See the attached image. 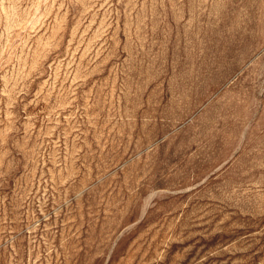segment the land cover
I'll use <instances>...</instances> for the list:
<instances>
[{"label":"rangeland","instance_id":"rangeland-1","mask_svg":"<svg viewBox=\"0 0 264 264\" xmlns=\"http://www.w3.org/2000/svg\"><path fill=\"white\" fill-rule=\"evenodd\" d=\"M0 264H264V0H0Z\"/></svg>","mask_w":264,"mask_h":264}]
</instances>
